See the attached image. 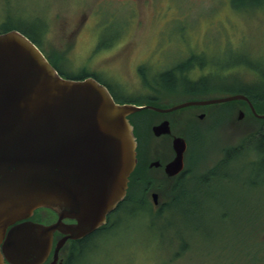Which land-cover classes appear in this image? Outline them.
<instances>
[{"label": "rangeland", "instance_id": "rangeland-1", "mask_svg": "<svg viewBox=\"0 0 264 264\" xmlns=\"http://www.w3.org/2000/svg\"><path fill=\"white\" fill-rule=\"evenodd\" d=\"M7 27L34 35L64 78L95 75L117 100L131 104L143 105L156 93L181 101L188 82L179 75L174 85L163 71L202 59L210 71L206 95L252 89L264 96V0H0V31ZM233 103L190 126L203 132L191 142L201 170L264 130L242 103ZM258 147L248 141L242 155L214 168L208 180L196 168L184 196L161 217L151 209H120L111 217L118 223L76 264H264V156L254 153Z\"/></svg>", "mask_w": 264, "mask_h": 264}, {"label": "water", "instance_id": "water-1", "mask_svg": "<svg viewBox=\"0 0 264 264\" xmlns=\"http://www.w3.org/2000/svg\"><path fill=\"white\" fill-rule=\"evenodd\" d=\"M233 101H245L264 120V113H257L243 94L188 102L168 111ZM144 109L161 110L117 103L93 77L64 78L25 34H0V264H42L56 230L76 238L105 223L124 199L137 165L128 116ZM244 115L240 110L237 119ZM175 149L170 174L183 168L185 141L176 140ZM42 208L56 211L58 223L25 222L8 231ZM64 218L77 221L68 232Z\"/></svg>", "mask_w": 264, "mask_h": 264}, {"label": "flooded vegetation", "instance_id": "flooded-vegetation-1", "mask_svg": "<svg viewBox=\"0 0 264 264\" xmlns=\"http://www.w3.org/2000/svg\"><path fill=\"white\" fill-rule=\"evenodd\" d=\"M195 56L200 59L203 58L199 55ZM186 59L185 64H192L190 59ZM204 61L202 59L201 62L193 64V67L192 65H182L164 69L163 72H170L172 74L174 85L178 84L177 78L181 75L182 79L188 82L190 91L187 92L181 101L174 103L160 95L158 96V93L151 95L148 97L149 101L145 104L161 110L145 109L128 116V120L133 126L137 142V165L130 176L124 199L107 214L106 221L103 225L82 237L73 238L71 237V233H64L59 229L56 230L53 234L50 254L42 264H76L78 259L84 254L87 246L92 245L96 239L101 237L102 234L107 233L118 223L117 220H112L111 217L124 207H126L128 212L134 211V208H138L139 210H144V208L151 209L153 214L160 215L161 217L167 211L165 209L167 205H170V202H178V199L184 196L186 190H188L186 183L194 177L195 174L193 172L198 168L194 164V158H198L199 151L191 150V142L194 138L202 137L203 133L192 131L190 126L203 124L206 120L214 116L216 107L225 105L226 103L207 105L192 104L173 111H168V109L188 102L202 103L222 98L206 95L211 85L208 81L210 71L207 70ZM180 68L183 69L182 72L179 71ZM190 69L192 70L189 71ZM91 76L105 85L111 92L106 83L99 80L95 75ZM114 100L120 104L130 102L128 100L120 101L115 97ZM237 110L239 111L240 108ZM178 139H183L186 143V149L183 154L184 164L178 173L170 174L168 166L176 159L177 151L175 149V142ZM246 143L247 140H244L237 147L224 149L221 153L224 154L223 160L216 162L213 166H207L206 168H209L206 171H203L206 168L203 170L198 168L201 170L199 172L201 174L200 177L208 180V174L214 171V168L217 166L229 167L237 156L245 152ZM254 150V153L257 151L262 153L259 147L257 149L254 148ZM140 190L142 194L138 193ZM192 198H195V194H193ZM58 221L59 214L56 211L42 208L36 210L30 218L18 221L10 226L8 231L13 226L25 222L51 226L58 223ZM62 223L65 226L63 229L68 232V228L77 224V221L73 218H64ZM64 238H66V241L56 252L57 245ZM5 262L7 263V261Z\"/></svg>", "mask_w": 264, "mask_h": 264}, {"label": "trees", "instance_id": "trees-1", "mask_svg": "<svg viewBox=\"0 0 264 264\" xmlns=\"http://www.w3.org/2000/svg\"><path fill=\"white\" fill-rule=\"evenodd\" d=\"M13 29H15V28H13V27H7L5 30H3V31H0V34L1 33H5V32H8V31H10V30H13ZM26 35V34H25ZM31 35V34H30ZM35 36L34 35H31V36H28V38L31 40V41H33L34 43H36L37 44V40L34 38ZM55 67V66H54ZM56 68V67H55ZM61 75V74H60ZM164 76V79L165 78H167L169 81H171L172 82V74L170 73V72H166L165 74H163ZM89 76H91V75H89V74H83V75H80V76H78V77H76V78H71V79H85V78H87V77H89ZM239 93L238 94H243V95H245V96H247L249 99H250V101L253 103V105H254V107H255V109L257 110V112L259 111L258 110V107H259V105H260V107L259 108H261V105H263L264 103H261V101H264V96H262V95H260L261 93L260 92H256V91H252V89H247V90H240V91H238ZM256 94H259V95H256ZM236 102H238V101H236ZM240 103H242V105L244 106V109H245V111L247 112V114H249L250 116H252V117H254V119L255 120H257L259 123H260V125H261V127H263V121L262 120H260V119H257L254 115H253V113L251 112V110H250V108H249V106H248V104L246 103V102H244V101H239ZM227 104H231V105H233L234 103L233 102H230V103H227ZM144 105V104H143ZM240 108V107H239ZM238 109V108H237ZM236 109V110H237ZM262 111L260 112H258L259 114L261 113H264V105H263V107H262ZM248 116V115H247ZM260 131V132H259ZM258 132L259 133H255V134H253L252 136H250L249 138H247V143H248V141H250V142H252V141H254V143L255 142H257V144L259 145V148L262 150V153H263V156H264V130L262 131V130H259ZM246 143V144H247Z\"/></svg>", "mask_w": 264, "mask_h": 264}]
</instances>
